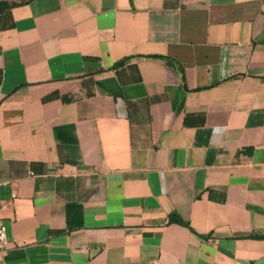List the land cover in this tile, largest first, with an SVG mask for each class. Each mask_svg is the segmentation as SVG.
<instances>
[{
  "label": "crops",
  "instance_id": "crops-1",
  "mask_svg": "<svg viewBox=\"0 0 264 264\" xmlns=\"http://www.w3.org/2000/svg\"><path fill=\"white\" fill-rule=\"evenodd\" d=\"M0 3V264H264V0Z\"/></svg>",
  "mask_w": 264,
  "mask_h": 264
},
{
  "label": "built area",
  "instance_id": "built-area-1",
  "mask_svg": "<svg viewBox=\"0 0 264 264\" xmlns=\"http://www.w3.org/2000/svg\"><path fill=\"white\" fill-rule=\"evenodd\" d=\"M8 244L7 227L2 219H0V257L3 255Z\"/></svg>",
  "mask_w": 264,
  "mask_h": 264
},
{
  "label": "trees",
  "instance_id": "trees-1",
  "mask_svg": "<svg viewBox=\"0 0 264 264\" xmlns=\"http://www.w3.org/2000/svg\"><path fill=\"white\" fill-rule=\"evenodd\" d=\"M10 7H11V5L8 4V3H0V15H1V13L3 12V10H4L5 8H10ZM123 63H124V61L118 63V64L115 66V68L119 67V66L122 65ZM170 222H177V223H181V224H183V225L189 226V223L183 221V220L179 217V215H177L176 213H173V214L171 215Z\"/></svg>",
  "mask_w": 264,
  "mask_h": 264
}]
</instances>
